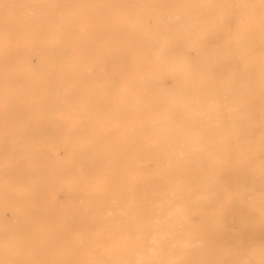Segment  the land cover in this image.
<instances>
[{
  "label": "rangeland",
  "instance_id": "obj_1",
  "mask_svg": "<svg viewBox=\"0 0 264 264\" xmlns=\"http://www.w3.org/2000/svg\"><path fill=\"white\" fill-rule=\"evenodd\" d=\"M246 1L0 0V264H264Z\"/></svg>",
  "mask_w": 264,
  "mask_h": 264
},
{
  "label": "bare ground",
  "instance_id": "obj_2",
  "mask_svg": "<svg viewBox=\"0 0 264 264\" xmlns=\"http://www.w3.org/2000/svg\"><path fill=\"white\" fill-rule=\"evenodd\" d=\"M179 1V0H178ZM184 1V0H183ZM170 2V1H169ZM239 2H241L240 3V5H241V7H245V8H247V7H251L250 6V4L246 1V0H239ZM176 3V2H175ZM132 7V6H131ZM137 9V8H136ZM244 20V19H243ZM208 28V27H207ZM50 31V30H49ZM63 36V35H62ZM55 41V40H54ZM84 72V71H83ZM22 78V77H21ZM259 79H261V78H259ZM21 80H19V82H20ZM22 82H24V81H22ZM21 82V83H22ZM25 83V82H24ZM23 83V84H24ZM22 84V86H24V88H25V85H23ZM159 84H161V82L159 83ZM35 85V84H34ZM23 87H21V89H22ZM24 88L21 90V91H24ZM7 89V88H6ZM18 89H20V87H18ZM23 94V93H22ZM43 102V101H42ZM116 111V110H115ZM207 112H208V114H210V115H212V116H214L215 114H214V112H213V110L212 109H210V108H208L207 109ZM57 123V125L58 126H61V122H59V121H57L56 122ZM157 131V130H156ZM155 132V131H154ZM152 176H155L153 173L151 174ZM151 176V177H152ZM67 187H68V185H66ZM65 189V188H64ZM135 199V198H134ZM85 203H87L89 206H90V210L88 211V212H82L81 214H80V217H81V220L83 221V223H86L88 220L91 222V224H95L96 226H101V225H103L102 224V222L104 221V218H106L107 217V215H109V214H112L113 216L115 215V216H117L118 218H120V213L118 212V211H116V212H113V213H109L108 214V212L106 211V204H108L107 203V199L105 198V197H97V198H89V200L88 201H86ZM130 204V203H129ZM181 208V207H180ZM180 208L179 207H174L173 205H171L170 207H169V210L168 211H170V209H175V210H180ZM94 210H96L95 212H94ZM119 215V216H118ZM86 221V222H85ZM138 245V244H137ZM138 246H140V245H138ZM137 251H139V249H137ZM140 254H142V250L140 249ZM141 261V260H140ZM166 262V264H171L170 263V261H165ZM126 264V263H125ZM143 264H145V263H143Z\"/></svg>",
  "mask_w": 264,
  "mask_h": 264
}]
</instances>
